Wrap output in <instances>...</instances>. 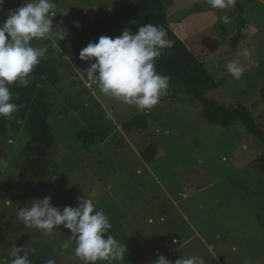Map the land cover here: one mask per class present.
Segmentation results:
<instances>
[{
	"label": "rangeland",
	"instance_id": "1",
	"mask_svg": "<svg viewBox=\"0 0 264 264\" xmlns=\"http://www.w3.org/2000/svg\"><path fill=\"white\" fill-rule=\"evenodd\" d=\"M135 1L54 0V34L32 40L31 46L53 50L70 36L69 26L77 15L94 23ZM25 2L5 0L0 25L10 10ZM238 5L244 7L247 27L245 38L233 49ZM167 7L171 29L184 39L197 33L198 29L188 33L190 27L212 26L213 11L230 18L226 25L220 18L213 24L218 39L207 53L206 69L218 88L205 97L228 107H245L264 130V0H236L234 7L224 10L212 9L208 0H169ZM194 12L200 15L188 18ZM61 32L65 35L60 40ZM231 61L245 69L238 80L227 72ZM60 71L63 81L50 105L56 113L66 104L77 107L59 117L72 142L78 146V132L102 123L97 104L115 128L91 149L85 163L57 142L50 156V177L34 181L20 175L30 135L25 127L18 135L10 132L1 144L7 157L0 163V264H11L16 247L30 251L32 264H47L49 259L82 264L74 240L63 247L70 241L69 229L61 225L46 235L17 218L20 208L46 196L61 210L78 206L80 198L92 199L109 217L110 235L127 246L120 264H156L161 256L171 264L190 256L202 257L205 264H245L249 259L251 264H264V175L255 165L264 146L254 135L238 124L222 129L207 123L182 86H168L157 105L140 111L102 94L86 70ZM141 114L148 117L146 130L124 128ZM153 145L159 152L149 164L141 154Z\"/></svg>",
	"mask_w": 264,
	"mask_h": 264
},
{
	"label": "clouds",
	"instance_id": "2",
	"mask_svg": "<svg viewBox=\"0 0 264 264\" xmlns=\"http://www.w3.org/2000/svg\"><path fill=\"white\" fill-rule=\"evenodd\" d=\"M5 0H0V10ZM236 0H208L212 9L224 10L234 7ZM54 0H26L15 10L8 12L3 25H0V117H11L18 105L13 99L10 85L28 87L30 74L33 73L44 51L31 46L34 39L46 38L54 34L52 19ZM221 22H230L228 16H222ZM76 26L80 27L79 22ZM65 32L58 33L64 38ZM174 42L162 26L152 23L142 24L136 32L124 29L115 38L100 36L98 42H89L80 53L82 61L95 62L86 70L87 78L97 84L102 94L134 105L140 111L151 110L167 92L169 77L156 70V60L165 49H171ZM245 56L249 53L245 50ZM227 72L240 79L245 71L236 61L228 62ZM51 197L34 199L20 208L17 218L29 228H37L51 235L61 225L71 231L70 241H75V255L82 264H120L128 251L125 243H120L112 235H107L112 225L102 209L97 210L92 199H78V206H65L62 210L51 202ZM23 255H20L21 252ZM34 253V249L31 250ZM30 251L15 248L11 253V264H32L28 259ZM47 264H55L49 259ZM156 264H171L161 256ZM175 264H205L200 256L181 257ZM245 264H251L246 260Z\"/></svg>",
	"mask_w": 264,
	"mask_h": 264
},
{
	"label": "trees",
	"instance_id": "3",
	"mask_svg": "<svg viewBox=\"0 0 264 264\" xmlns=\"http://www.w3.org/2000/svg\"><path fill=\"white\" fill-rule=\"evenodd\" d=\"M168 2L169 0H136L135 3L94 23H90L81 14L77 15L69 26L70 36L57 43L53 50L44 52L40 63L30 74L28 87L17 86L15 83L9 86L13 96L10 102L17 104L18 108L11 117H0V163L7 157L1 144L11 131L18 135L24 127L30 135V141L24 149V161L20 165L21 176L32 181L49 178L50 156L57 142L83 163L87 162L91 149L98 143L105 142L115 127L101 104H97L98 117L102 123L78 132V146L72 142L59 117L63 114L67 117L69 108L77 107L66 104L56 113L50 105V100L63 81L60 69L73 72L75 69L87 70L95 60L82 61L79 53L89 42H98L102 35L115 38L120 36L124 29L136 32L139 26L147 23L165 28L168 38L174 42V46L165 49L156 60L157 72L170 78L169 87L182 86L190 96V103L198 105L201 116L207 123L222 129L233 124L241 125L264 146V130L256 123L250 111L242 106L235 108L221 105L205 97L208 91L218 88V84L206 69L207 53L218 39L216 26L212 25L182 40L170 27ZM244 11V7L238 5L239 31L230 44L233 49L238 48L245 38L243 31L247 22L244 19ZM77 21L80 27L76 26ZM148 126V117L141 114L129 120L124 128L146 130ZM158 152L157 146L153 145L144 150L141 156L150 164L156 159ZM255 165L264 175V152L255 159ZM110 234L111 230L107 235Z\"/></svg>",
	"mask_w": 264,
	"mask_h": 264
},
{
	"label": "crops",
	"instance_id": "4",
	"mask_svg": "<svg viewBox=\"0 0 264 264\" xmlns=\"http://www.w3.org/2000/svg\"><path fill=\"white\" fill-rule=\"evenodd\" d=\"M200 14L199 13H196V12H194V13H192L188 18H192V17H194V16H199ZM187 18V17H186ZM187 18V19H188ZM212 22L214 21V23L213 24H216L217 22H218V20H219V16H218V14H216V12L215 11H213L212 12ZM189 20V19H188ZM212 24V25H213ZM201 26H200V28H196L197 26H193V27H190V29H189V32L188 33H190V32H193L195 29H198V31H197V33L198 32H200V31H202V30H204V29H206V28H208V27H210V26H208V27H205L204 26V24H200ZM204 26V27H203ZM203 27V28H202ZM202 29V30H201ZM176 35L180 38V39H182V40H185L184 38H182V37H180L177 33H176ZM183 35H185V33H183ZM188 35V34H187ZM192 36V35H191ZM188 38V37H187Z\"/></svg>",
	"mask_w": 264,
	"mask_h": 264
}]
</instances>
